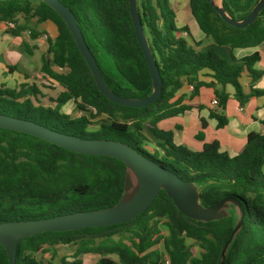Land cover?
Here are the masks:
<instances>
[{
  "label": "trees",
  "instance_id": "trees-1",
  "mask_svg": "<svg viewBox=\"0 0 264 264\" xmlns=\"http://www.w3.org/2000/svg\"><path fill=\"white\" fill-rule=\"evenodd\" d=\"M59 1L75 17L108 90L128 100L149 97L153 83L135 38L128 0ZM258 2L221 0V7L231 19L242 21ZM189 7L199 29L215 46L234 50L264 43V8L251 25L234 28L218 16L208 0H189ZM136 8L159 70L162 90L150 106L127 108L108 101L98 91L69 30L52 8L40 0H0V23L13 24L9 28L12 35L27 29L31 19L56 25L57 36L46 37L40 72L61 88L55 99L29 85H21L17 91L0 89V115L85 140L122 143L192 185L201 207H212L226 198L238 202L244 211L242 225L222 255L240 220L236 206L227 203L225 216L218 220L195 221L183 216L160 190L153 203L129 223L44 232L21 240L15 264H39L37 260L44 258L36 259V253L43 255L45 247L70 244L79 236L89 238L77 241L74 255L97 254L94 264H165L166 260L169 264H264V136L248 134L245 145L229 157L220 152L215 140L196 152L176 146L171 132L158 127L162 120L191 108L170 102L183 81L192 87L193 94L201 87L231 86L240 105L250 97L263 95L264 90L245 94L240 82L259 57L254 54L238 60L230 55L225 59L212 49L195 50L185 38L178 37L186 29L175 27L169 0H136ZM20 15L24 18L21 26L17 25ZM37 35L31 33L33 37ZM54 67H67V72L59 74ZM202 71L209 72L213 83L198 81ZM250 75L255 83L259 74ZM215 97L223 110L228 95L223 90L215 92ZM44 99L54 106H45ZM70 101L73 109L65 114L62 107ZM76 112L80 115L74 117ZM213 117L218 128L225 125L224 116ZM127 171L122 162L113 158L68 152L33 136L0 129V224L111 208L127 194ZM160 220L168 229L166 237L158 229ZM121 229L126 231V242L108 237L95 244L90 239ZM186 238L193 244L187 245ZM160 240L165 257L154 249ZM193 245L199 248V256L194 255ZM0 264H9L1 245ZM60 264L69 263L61 259ZM70 264L81 262L76 259Z\"/></svg>",
  "mask_w": 264,
  "mask_h": 264
},
{
  "label": "water",
  "instance_id": "water-1",
  "mask_svg": "<svg viewBox=\"0 0 264 264\" xmlns=\"http://www.w3.org/2000/svg\"><path fill=\"white\" fill-rule=\"evenodd\" d=\"M52 8L63 20L69 30L76 47L83 58L98 91L110 102L127 108H142L153 104L162 90V80L158 67L148 47L135 0H128L129 14L136 41L145 59L150 78L153 83L152 94L141 100H128L118 97L105 86L95 59L87 47L72 12L59 0H40ZM218 16L234 28H244L251 25L259 12L264 8V0H259L255 8L242 21L231 19L214 0H208ZM0 129L23 133L33 136L47 143L60 147L68 152L113 158L122 162L127 172L125 174L124 189L127 191L129 175L137 179L134 193L119 201L111 208L75 212L40 220L5 222L0 224V245L4 248L9 264H15L17 246L21 240L44 232L78 231L86 228H100L126 224L144 212L155 200L160 190L173 202L176 209L185 217L202 222L218 220L219 212L227 203H232L239 211L240 220L233 229L224 249L231 242L235 233L242 225L244 211L242 206L233 199L226 198L216 205L203 208L199 205L196 189L179 179L175 174L161 165L135 152L128 146L111 140H85L79 137L61 134L42 125L24 119L0 115ZM222 264V263H221Z\"/></svg>",
  "mask_w": 264,
  "mask_h": 264
},
{
  "label": "crops",
  "instance_id": "crops-1",
  "mask_svg": "<svg viewBox=\"0 0 264 264\" xmlns=\"http://www.w3.org/2000/svg\"><path fill=\"white\" fill-rule=\"evenodd\" d=\"M169 2L171 9L176 7L175 27L186 29L184 31L188 34L185 38L187 43L197 51L208 49L215 51L218 46L213 42H203L212 40L205 37L199 29L191 14L189 0H169ZM17 23L19 26L24 24L23 16L17 17ZM26 26L27 29L12 35L8 23H0V89L17 91L19 86L29 85L34 86L43 96L55 99L61 93V88L40 72V65L41 57L47 47L44 36L55 38L57 27L50 21L36 22L33 19ZM31 33L38 35L33 37ZM218 48L220 55L225 59H229L230 55L239 60L257 54L258 60L249 66V71H246L240 82L245 94H249L252 90H264V43L256 47L234 50L227 47ZM249 72L259 74L255 83H252ZM197 79L203 83H213L208 71L199 73ZM223 90L228 98L222 110L218 105H213L212 101L217 100L215 92ZM192 91V87L183 81L181 88L170 102L191 108L158 124L160 129L171 132L174 145L196 152L200 151L205 143L215 140L218 142L220 152L233 157L245 145L248 134L264 136V94L250 97L240 105L233 96L234 91L231 86L201 87L196 94ZM44 102L45 106L51 108L54 106L46 99ZM213 114L225 117L226 123L222 128L217 127V120ZM262 172L264 173V167Z\"/></svg>",
  "mask_w": 264,
  "mask_h": 264
},
{
  "label": "rangeland",
  "instance_id": "rangeland-1",
  "mask_svg": "<svg viewBox=\"0 0 264 264\" xmlns=\"http://www.w3.org/2000/svg\"><path fill=\"white\" fill-rule=\"evenodd\" d=\"M136 1V0H135ZM215 4L219 5V0H214ZM173 9V8H172ZM175 12L176 11V7H174L173 9ZM174 23L176 24V18L174 17ZM203 42H212V41H203ZM216 48V47H214ZM219 48L217 47L215 49L216 54L218 56H220L221 58H223L220 53H219ZM73 109V102H68L66 105H64V107H62V112L69 114ZM80 115L79 112H76V114H74L73 116H78ZM102 118H105V116H103ZM97 124V123H95ZM91 128L96 129L97 126H92ZM148 150L152 151L151 147H148ZM137 188V179L135 178L134 175L130 174L129 175V184H128V189H127V194L125 198L130 197L134 191ZM226 206L224 208L221 209V211L219 212V216H223L226 214ZM158 229L160 231V234L164 237H166L168 235V229L164 223V220H160L157 224ZM126 231L124 229L121 230H112L109 231L105 234H102L100 236H96L94 238H90L93 239V241L95 242V244H98L100 241L104 240L105 238H110L114 241H118V240H123L126 242ZM89 238V236H79V237H74V242L70 243V244H58L54 247L48 248L45 247L44 250L46 253L45 254H41V253H36L35 254V258L36 259H40V258H44V259H40L37 260L39 262V264H60V260L64 259L66 262H68L69 264L71 262H73L74 260L78 259L81 264H94L99 256L97 254H93V253H87V254H80L79 256L74 255L75 254V250L77 248V241H79L80 239H86ZM185 243L187 245H192L193 241L189 238L185 239ZM154 249H157L162 255L163 257L166 256V252L164 250V243L162 240L158 241L157 244L154 246ZM193 251H194V255L195 256H199L200 250L196 245H193ZM112 259H116V257L114 255L110 256ZM51 261H49V260Z\"/></svg>",
  "mask_w": 264,
  "mask_h": 264
},
{
  "label": "built area",
  "instance_id": "built-area-1",
  "mask_svg": "<svg viewBox=\"0 0 264 264\" xmlns=\"http://www.w3.org/2000/svg\"><path fill=\"white\" fill-rule=\"evenodd\" d=\"M8 26H9V28L13 27V24L8 23ZM177 35L180 38H186L188 36L186 31H182V32L178 33ZM44 38L46 39V36H44ZM54 70H55V72H57L59 74H63V73L67 72V67H54ZM212 104L216 106V105H218V101L216 99H214L212 101ZM165 264H169L168 260H166Z\"/></svg>",
  "mask_w": 264,
  "mask_h": 264
}]
</instances>
